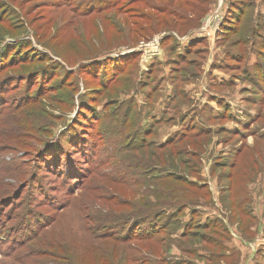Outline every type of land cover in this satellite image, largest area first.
<instances>
[{
  "label": "rangeland",
  "instance_id": "1",
  "mask_svg": "<svg viewBox=\"0 0 264 264\" xmlns=\"http://www.w3.org/2000/svg\"><path fill=\"white\" fill-rule=\"evenodd\" d=\"M0 264H264V0H0Z\"/></svg>",
  "mask_w": 264,
  "mask_h": 264
},
{
  "label": "trees",
  "instance_id": "2",
  "mask_svg": "<svg viewBox=\"0 0 264 264\" xmlns=\"http://www.w3.org/2000/svg\"><path fill=\"white\" fill-rule=\"evenodd\" d=\"M72 176V175H71ZM72 180H74L75 182L77 181V179L75 177L72 176Z\"/></svg>",
  "mask_w": 264,
  "mask_h": 264
}]
</instances>
